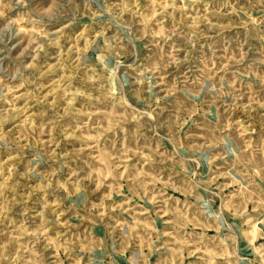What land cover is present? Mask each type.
<instances>
[{
	"label": "rangeland",
	"instance_id": "1",
	"mask_svg": "<svg viewBox=\"0 0 264 264\" xmlns=\"http://www.w3.org/2000/svg\"><path fill=\"white\" fill-rule=\"evenodd\" d=\"M0 264H264V0H0Z\"/></svg>",
	"mask_w": 264,
	"mask_h": 264
}]
</instances>
